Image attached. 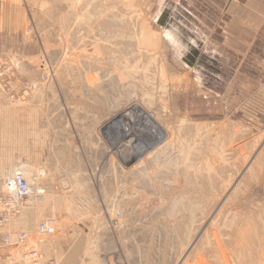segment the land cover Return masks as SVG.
I'll list each match as a JSON object with an SVG mask.
<instances>
[{"label": "rangeland", "instance_id": "374dc122", "mask_svg": "<svg viewBox=\"0 0 264 264\" xmlns=\"http://www.w3.org/2000/svg\"><path fill=\"white\" fill-rule=\"evenodd\" d=\"M123 2L30 6L58 34L25 29L13 67L0 62L14 101L33 87L23 103L0 96V166L12 161L3 178L20 157L46 196L17 231L37 247L36 225L55 218L38 247L56 264H264L260 155L247 169L264 138L253 143L246 126L264 96L244 70L235 76L237 56L197 49L199 22L181 3L185 37L173 40L141 37L143 15Z\"/></svg>", "mask_w": 264, "mask_h": 264}, {"label": "crops", "instance_id": "0c3cea01", "mask_svg": "<svg viewBox=\"0 0 264 264\" xmlns=\"http://www.w3.org/2000/svg\"><path fill=\"white\" fill-rule=\"evenodd\" d=\"M92 1L0 0V62L13 67L12 59L9 57L12 50H14L15 38L22 40L25 29H35L39 36L58 34L59 26H50L45 23L37 24L32 17V12H36L37 9L30 6L88 5ZM123 3H129L127 5L131 6L135 5V10L139 9L144 17V20H142L144 24L148 20L152 23L153 30L141 23V37L156 38H166V33L177 37L181 34L182 37H185V33L180 31V25L177 21L178 14L175 12L181 3L182 10L191 16V19L199 22L198 31L203 39L199 42L197 49L201 52L216 51V49L209 48L214 43L219 49L237 56L240 65H237L236 68L242 70L241 72L237 71L235 76L239 78L244 70L243 78L252 81V91L256 92L253 96H264V0H125ZM185 8H187V11H185ZM175 29L178 33L174 32ZM185 42L186 45L182 41L178 43L182 47V49L180 48L181 52L190 50L189 46L191 44ZM241 59L244 61H241ZM247 70H250L251 73ZM244 96H248V94H244ZM0 101L3 103L4 99H0ZM254 119V122L248 123L246 126L252 142L257 143L259 138H264V113L259 114L258 118ZM231 123L233 122L231 121ZM239 124L241 123L235 122V125L238 126ZM258 155L261 158L260 164L264 166V141L252 155L247 169H249L251 163L255 164ZM3 163L0 166V181L3 175H8V164L12 161L9 163L4 161ZM26 210L11 226L10 231L16 232L17 226L24 227L28 223L27 215L29 214ZM4 255L5 252L0 251V264H3Z\"/></svg>", "mask_w": 264, "mask_h": 264}, {"label": "built area", "instance_id": "2783aa9c", "mask_svg": "<svg viewBox=\"0 0 264 264\" xmlns=\"http://www.w3.org/2000/svg\"><path fill=\"white\" fill-rule=\"evenodd\" d=\"M7 71V68L1 71V75L4 78ZM5 80L4 85L0 84V96L3 95L10 103H23L22 101L33 89L32 86H23L22 98L14 101V95L10 96V92H13L14 87L12 74L9 73ZM44 81L45 77L41 76V82ZM44 194L45 192L41 186L35 188V184L29 185L19 173L2 181L0 190V251L5 252L3 264H56L52 258H48L38 247L43 244L45 238L55 233L56 220L54 218H47L36 225L37 247L29 244L30 237L27 232L18 231L12 233L7 231V228L35 201L41 200Z\"/></svg>", "mask_w": 264, "mask_h": 264}, {"label": "bare ground", "instance_id": "6f19581e", "mask_svg": "<svg viewBox=\"0 0 264 264\" xmlns=\"http://www.w3.org/2000/svg\"><path fill=\"white\" fill-rule=\"evenodd\" d=\"M168 36L169 37H171V39H173V37L174 38H176V35H172V34H169L168 33ZM174 40V39H173ZM140 111V110H139ZM140 113L142 114V112L140 111ZM143 115V114H142ZM146 118V117H145ZM144 118V119H145ZM142 119V118H141ZM151 119V118H150ZM146 120V119H145ZM147 121V120H146ZM146 124V123H145ZM144 124V126H145V128L148 130V132L150 133V134H154V136L155 135H158L159 133H161V130L158 128V126L157 125H155L152 121H150L149 120V118H148V121H147V124L145 125ZM143 126V127H144ZM161 137V136H160ZM164 146V145H163ZM164 153V152H163ZM161 154H162V152H161ZM165 156V155H164ZM159 157H161V156H159ZM157 158H158V156H157ZM156 158V159H157ZM155 160V159H154ZM27 162V161H26ZM23 159H21L20 157H19V160L12 166V168H11V170L9 171V176L8 177H11V176H14L16 173H19V174H21V176L25 179V181L29 184V185H34L35 183H34V180L37 182L38 181V179H40V176L39 175H41V172L38 170V169H36L34 166H32V165H30V164H28V163H26ZM165 163H167V162H165ZM172 163V162H171ZM164 164V163H163ZM162 165V164H161ZM169 165V164H168ZM167 165V166H168ZM164 166H165V164H164ZM171 166V165H170ZM42 170V169H41ZM44 170V169H43ZM157 172V171H156ZM45 173V172H44ZM145 175V174H144ZM43 176V175H42ZM36 177V178H35ZM39 183V182H38ZM40 184V183H39ZM41 185V184H40ZM39 186V185H38ZM37 188V187H36ZM46 198V196L45 197H43L41 200L39 199V201H35V202H37V203H43V202H45V199ZM45 199V200H44ZM51 200V199H50ZM53 214V213H52ZM55 219V218H54ZM13 225V224H12ZM8 229V228H7ZM7 231H9V230H7ZM11 232V231H10ZM30 242H31V240H30V238H29V244H30Z\"/></svg>", "mask_w": 264, "mask_h": 264}]
</instances>
